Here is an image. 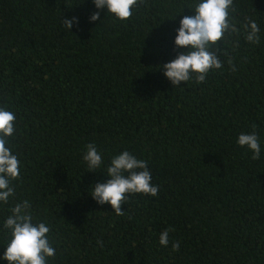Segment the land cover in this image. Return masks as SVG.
Listing matches in <instances>:
<instances>
[{
	"label": "trees",
	"instance_id": "trees-1",
	"mask_svg": "<svg viewBox=\"0 0 264 264\" xmlns=\"http://www.w3.org/2000/svg\"><path fill=\"white\" fill-rule=\"evenodd\" d=\"M198 2L139 0L126 21L101 9L90 23L92 0H0V107L16 116L6 146L20 161L0 202V257L4 222L26 200L50 228L47 264H264V0H233L240 31L213 46L222 69L174 87L159 68L187 51L176 31ZM253 131L258 160L236 142ZM90 143L104 161L91 172ZM124 151L147 161L159 192L128 194L117 216L90 193Z\"/></svg>",
	"mask_w": 264,
	"mask_h": 264
},
{
	"label": "clouds",
	"instance_id": "clouds-1",
	"mask_svg": "<svg viewBox=\"0 0 264 264\" xmlns=\"http://www.w3.org/2000/svg\"><path fill=\"white\" fill-rule=\"evenodd\" d=\"M95 11L89 22L100 19L101 9H106L119 21H126L132 15V8L137 6L139 0H92ZM195 15L184 16L180 20L176 31L174 45L178 49H187L175 59L160 66L164 77L174 86L181 82L194 79L196 83L205 82L212 70L222 69L221 55H227L224 50H217L213 46L222 41L226 34H235L240 31L230 19V11L235 12L233 0H199L192 6ZM78 19H66L63 26L67 31ZM245 39L253 44L260 42V28L255 20L248 19L241 25ZM227 63L235 71L232 59ZM16 116L14 112L0 107V202L7 203L14 195L11 181L20 176V161L7 147V137L15 132ZM255 126H253L254 128ZM237 144L246 147L253 155L252 160L260 158V142L255 131L250 134L241 133ZM83 160L89 172L95 171L104 164L101 153L95 144L86 146ZM107 182L97 183L91 188V198L98 204H108L117 216H123L121 205L128 194H144L155 197L159 192L158 186L151 183L152 176L148 170L147 161L137 159L127 151L113 156L107 167ZM28 201L15 204L11 208V215L7 217L3 227L10 230V239L6 241V251L3 257L8 264H47V259L55 255V249L49 242L50 228L44 223H33L32 213L29 211ZM169 231L165 229L160 233L159 244L167 247L169 244ZM102 244V241H98ZM172 250H179V242L172 244Z\"/></svg>",
	"mask_w": 264,
	"mask_h": 264
}]
</instances>
